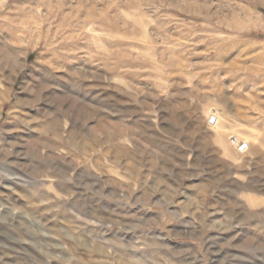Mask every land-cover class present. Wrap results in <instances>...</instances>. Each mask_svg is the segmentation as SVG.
Segmentation results:
<instances>
[{
	"label": "rangeland",
	"instance_id": "374dc122",
	"mask_svg": "<svg viewBox=\"0 0 264 264\" xmlns=\"http://www.w3.org/2000/svg\"><path fill=\"white\" fill-rule=\"evenodd\" d=\"M0 264H264V0H0Z\"/></svg>",
	"mask_w": 264,
	"mask_h": 264
}]
</instances>
